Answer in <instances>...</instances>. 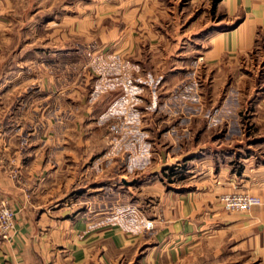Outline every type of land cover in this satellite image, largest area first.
<instances>
[{"label":"rangeland","instance_id":"374dc122","mask_svg":"<svg viewBox=\"0 0 264 264\" xmlns=\"http://www.w3.org/2000/svg\"><path fill=\"white\" fill-rule=\"evenodd\" d=\"M0 8V141L45 149L58 202L144 219L223 167L264 175L260 37L246 54H206L215 26L174 20L160 0Z\"/></svg>","mask_w":264,"mask_h":264},{"label":"crops","instance_id":"0c3cea01","mask_svg":"<svg viewBox=\"0 0 264 264\" xmlns=\"http://www.w3.org/2000/svg\"><path fill=\"white\" fill-rule=\"evenodd\" d=\"M160 1L174 20L215 26L203 34L206 54H246L259 37L264 48V0ZM41 148L0 141V198L18 213L15 236L0 242V264H264V175L240 178L223 167L193 190L162 193L159 215L103 217L58 202L65 193L46 188L56 178ZM231 191H249L261 204L228 212L218 196Z\"/></svg>","mask_w":264,"mask_h":264},{"label":"built area","instance_id":"2783aa9c","mask_svg":"<svg viewBox=\"0 0 264 264\" xmlns=\"http://www.w3.org/2000/svg\"><path fill=\"white\" fill-rule=\"evenodd\" d=\"M218 200L223 209L237 213L247 212L261 204V199L249 191L224 192L218 196ZM17 215V210L11 206L10 200L0 198V242L10 241L15 236ZM145 225L150 228L153 222L147 221Z\"/></svg>","mask_w":264,"mask_h":264}]
</instances>
